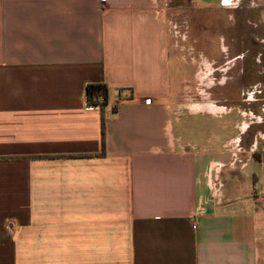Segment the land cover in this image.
<instances>
[{
  "label": "crops",
  "instance_id": "obj_1",
  "mask_svg": "<svg viewBox=\"0 0 264 264\" xmlns=\"http://www.w3.org/2000/svg\"><path fill=\"white\" fill-rule=\"evenodd\" d=\"M162 9L0 0V264H264V131L180 119Z\"/></svg>",
  "mask_w": 264,
  "mask_h": 264
},
{
  "label": "rangeland",
  "instance_id": "obj_2",
  "mask_svg": "<svg viewBox=\"0 0 264 264\" xmlns=\"http://www.w3.org/2000/svg\"><path fill=\"white\" fill-rule=\"evenodd\" d=\"M161 1L164 17L177 25L179 57L188 63H185L186 69L178 73V99L183 108L180 119L190 115L187 119L192 127L198 125V118L210 123L208 130L217 142L235 133L232 125L237 121L250 124L246 131L250 136L258 130L264 131V0H228L227 4L224 0ZM183 36L187 39L182 40ZM188 38L192 41L189 39L187 44ZM189 48L193 49L188 51ZM201 53L209 60L203 59V67ZM191 58L195 59L194 64L189 62ZM229 59L234 65L222 75L228 67L225 65L231 63ZM210 61L214 62V68L222 66L223 71L215 70L213 74ZM212 85L215 86L210 89L211 98H208L206 87ZM215 99L220 102L215 103ZM203 101L213 102L222 109L225 106L224 110L202 113L200 109L192 111L186 106L188 102ZM194 112L197 114L192 115ZM195 132L193 129L192 135Z\"/></svg>",
  "mask_w": 264,
  "mask_h": 264
},
{
  "label": "trees",
  "instance_id": "obj_3",
  "mask_svg": "<svg viewBox=\"0 0 264 264\" xmlns=\"http://www.w3.org/2000/svg\"><path fill=\"white\" fill-rule=\"evenodd\" d=\"M107 87L103 83H90L86 86V97L88 103H97L98 97L103 95L106 99ZM103 136L102 142H104V128H102Z\"/></svg>",
  "mask_w": 264,
  "mask_h": 264
},
{
  "label": "flooded vegetation",
  "instance_id": "obj_4",
  "mask_svg": "<svg viewBox=\"0 0 264 264\" xmlns=\"http://www.w3.org/2000/svg\"><path fill=\"white\" fill-rule=\"evenodd\" d=\"M224 1H225L226 4L229 3L228 0H224ZM237 6H238V5H236V6H234V7L237 8ZM227 50H229V49L227 48ZM223 52H224V51H223ZM223 54L226 55V53H223ZM226 57H228V56L226 55ZM229 60H230V59H229ZM222 61H225L224 58H223ZM230 62H231V60H230ZM230 62H229V63H230ZM231 64H232V62H231L230 64L225 65V66H228V67H227V70L224 71L225 73H222V75H225V74L228 72V70L232 68V66H233L234 64H232V65H231ZM213 65H214V62L212 63V66H213ZM219 67H220V66H218V68H214V67H213V71H212V68H210V69H211L212 73L214 74L215 70H216V71H220V70L223 71L222 69H219ZM230 67H231V68H230ZM213 80H216L215 77H213ZM215 83H219V81H218V82L215 81ZM219 84H220V83H219ZM219 84H217V85H219ZM223 84H224V83H223ZM214 86H215V85H212V86H210V87H209V86L206 87V90H207L208 92H206V91H205V92L209 94V95L207 96L208 98H211V90H210V89H212ZM253 94H254V93H253ZM252 99H253V98H252ZM252 99H251V100H252ZM213 101H215L216 103H217V102H220V100H217V99H215V100H213ZM252 101H254V100H252ZM208 103H212V102H208ZM260 122H261V121H260Z\"/></svg>",
  "mask_w": 264,
  "mask_h": 264
},
{
  "label": "bare ground",
  "instance_id": "obj_5",
  "mask_svg": "<svg viewBox=\"0 0 264 264\" xmlns=\"http://www.w3.org/2000/svg\"><path fill=\"white\" fill-rule=\"evenodd\" d=\"M208 104H212V103H208ZM207 103H204V101L202 103H196V105L191 106V108L194 110L195 106L197 107V109H205L208 111H211L213 113L215 112H222L224 110V108H220V107H215L213 105H208ZM246 124L243 125V128H245ZM233 145V144H232Z\"/></svg>",
  "mask_w": 264,
  "mask_h": 264
},
{
  "label": "built area",
  "instance_id": "obj_6",
  "mask_svg": "<svg viewBox=\"0 0 264 264\" xmlns=\"http://www.w3.org/2000/svg\"><path fill=\"white\" fill-rule=\"evenodd\" d=\"M105 102V97L103 95H100L98 97L97 103H94L95 105H101ZM216 103V102H215ZM224 113V112H223ZM6 229L8 232L13 233L14 232V226L12 222H8Z\"/></svg>",
  "mask_w": 264,
  "mask_h": 264
}]
</instances>
